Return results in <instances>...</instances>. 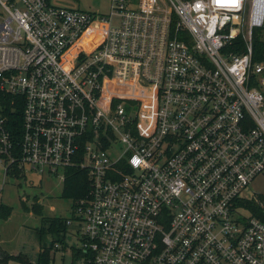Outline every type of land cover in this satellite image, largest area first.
Returning <instances> with one entry per match:
<instances>
[{
	"label": "built area",
	"instance_id": "1",
	"mask_svg": "<svg viewBox=\"0 0 264 264\" xmlns=\"http://www.w3.org/2000/svg\"><path fill=\"white\" fill-rule=\"evenodd\" d=\"M0 165L86 173L82 264H264V0H0Z\"/></svg>",
	"mask_w": 264,
	"mask_h": 264
},
{
	"label": "rangeland",
	"instance_id": "2",
	"mask_svg": "<svg viewBox=\"0 0 264 264\" xmlns=\"http://www.w3.org/2000/svg\"><path fill=\"white\" fill-rule=\"evenodd\" d=\"M50 3L81 10L96 12L100 15L108 14L111 0H50ZM26 180L5 177V184L0 192V205L9 206L7 217H0V246L9 254L22 253L29 264H34L41 245H50L56 235L45 231L48 223L43 217L70 218L72 200L61 197L63 181L58 175L27 173ZM3 179L0 165V185ZM251 190L264 193V177L251 185ZM41 205V215L33 214L30 208L33 201ZM43 229L38 233L37 229ZM80 230L76 225H68L65 243H60L53 253V264H71V247L79 249ZM7 264H22L10 260ZM73 264H82L76 259Z\"/></svg>",
	"mask_w": 264,
	"mask_h": 264
},
{
	"label": "trees",
	"instance_id": "3",
	"mask_svg": "<svg viewBox=\"0 0 264 264\" xmlns=\"http://www.w3.org/2000/svg\"><path fill=\"white\" fill-rule=\"evenodd\" d=\"M7 103L6 113L10 117V123L12 125L20 126V107H15V105H10L9 102ZM19 109L16 111L15 109ZM14 110V111H13ZM88 187V179L86 173L82 170L77 168H70L67 171L66 179L63 181L61 197L66 199L72 200V207H71V217L73 218V211L72 208L74 206V202L80 198H84L87 193ZM26 210H29L33 214L41 215V205L35 199L30 208L24 206ZM9 206L0 205V217H7L9 214ZM67 220L66 218L61 217H43L42 221H46L48 223L47 229L51 234L56 235V239L51 242L50 245H41L40 250L38 251L37 258L34 264H53V251L57 249L55 245L59 246L60 243H65V234L67 231ZM37 232L40 234L43 232V229L38 228ZM85 257L84 254L74 247H71V264L76 259H81ZM10 260L18 261L22 264H29L27 259L22 253H18L16 255L9 254L4 251L0 246V264H7Z\"/></svg>",
	"mask_w": 264,
	"mask_h": 264
}]
</instances>
